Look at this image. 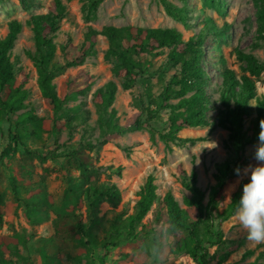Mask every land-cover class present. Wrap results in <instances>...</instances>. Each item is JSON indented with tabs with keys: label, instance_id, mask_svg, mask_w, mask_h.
Here are the masks:
<instances>
[{
	"label": "rangeland",
	"instance_id": "obj_1",
	"mask_svg": "<svg viewBox=\"0 0 264 264\" xmlns=\"http://www.w3.org/2000/svg\"><path fill=\"white\" fill-rule=\"evenodd\" d=\"M25 1L27 7L22 0H0V38L6 36L9 22L22 25L10 60L15 76L26 78L24 89L29 92L24 107L15 114L0 111V153L8 148L17 128L25 127L30 132L0 161V264L2 260L7 264H196L189 253L178 251L176 241L181 234L170 232L162 202L169 193L181 209H187L184 199L191 196L188 186L192 173L196 175V186L203 192L205 207L196 226L202 241V249L197 252L199 262L264 264V243L242 237L245 230L238 223L237 209L227 215L232 197L241 195L242 185L249 179L243 170L258 163L252 155L258 139L249 141L247 130L258 117L259 104L263 107L259 121L264 119L263 69L252 77L254 96L245 103L248 114L241 123L247 137L241 149H236L232 139L235 126L227 123L226 118L237 112L238 104L225 75H248L238 53L252 55L264 65V44L256 32L253 1L220 0L219 12L204 0H103L95 9L87 0ZM56 1L61 8L58 16L51 12ZM34 16L48 17L53 24L50 36L55 52L49 71L57 98L63 96L68 85L72 90H85L83 95L64 102L57 113L42 97L36 69L28 56L36 52L27 25ZM108 26L174 29L184 40L203 36V126L185 129L178 140L164 143L159 135L168 130L169 112L162 111L146 127H128L120 136H107L103 141L110 109L104 111L95 106L97 90L109 83L115 85L111 108L115 112L113 122L120 128L129 126L135 117L144 124L146 117L136 107L137 102L143 100L147 104L149 94L159 95L177 71L168 62V50L157 57L142 55L140 61L149 64L147 73L134 87L125 90L121 80L113 76L112 64L104 59L107 43L100 36L94 56L80 66H67L64 46L78 47L88 30L100 32ZM224 26L228 28L216 38L211 28L221 32ZM26 114L36 117V127L20 122ZM54 119L59 124L56 133L52 131ZM80 144L93 148L84 151L97 171L99 183L114 185L120 192L121 201L115 207L100 202L97 209L90 210L71 193L80 172L67 160L71 151L83 148ZM49 151L57 158L47 156ZM225 165L229 167L227 178L219 197L213 200V189L218 185L216 176ZM237 167L241 169L240 176L234 172ZM148 176L154 178L157 199L150 211L129 228L126 219L135 214L139 189ZM28 205L35 208L33 221L25 217ZM115 217L119 226L114 233L110 229ZM194 222L188 215L187 226ZM10 239L17 240L15 247H6Z\"/></svg>",
	"mask_w": 264,
	"mask_h": 264
},
{
	"label": "trees",
	"instance_id": "obj_2",
	"mask_svg": "<svg viewBox=\"0 0 264 264\" xmlns=\"http://www.w3.org/2000/svg\"><path fill=\"white\" fill-rule=\"evenodd\" d=\"M87 1L90 7L95 9L103 0ZM204 1L217 12L220 11V0ZM252 1L256 7V32L259 40L264 44V0ZM21 3L24 7H27L25 0H22ZM53 5L51 12L54 13V16H58L61 11L60 2L56 1ZM49 22L48 17L39 16L31 17L27 21V25L33 34L36 51L35 54L29 53L28 56L36 69L37 84L42 97L54 113H57L61 110V105L64 102L74 100L78 96L83 95L85 90H72L70 85H68L61 98H57L55 95L50 84L52 76L49 71V63L55 52V45L52 43L50 36L54 28L53 24ZM8 27L6 36L0 38V111L5 115H13L24 107L23 103L29 97V92L24 89L26 78L23 75L15 76L14 67L10 60L11 51L21 32L22 25L17 21H11ZM210 27H213V25L210 24ZM227 28L228 26H224L221 32L216 28H211V31L216 38H220V33H224ZM99 36L103 37L107 43L104 59L112 64V74L121 80L122 88L125 90L134 87L138 79H142L147 73L149 64L140 61L142 55L157 57L164 50H168V62L177 69L159 95L153 97L149 94L147 96V104L143 100L137 102L136 107L146 117L144 124L139 122V117H135L130 121L129 126L120 128L113 122L115 112L111 108L115 101V85L109 83L102 89L97 90L93 98L95 106L104 111L110 109L106 131L102 135L103 141H106L107 136H120L130 127H146L145 124L162 111L169 112L167 118L168 130L166 133L159 135V140L164 143L175 142L179 139V133L185 129L201 127L205 124L206 95L203 90L204 72L201 67L203 36L199 35L198 37L184 40L182 35L174 29H150L130 26L122 28L108 26L102 28L100 32L90 29L84 35L80 46L69 45L63 47V52L67 56V66H80L87 58L94 56ZM237 58L245 64L244 72H247L248 75L242 73L236 78L233 72H226L225 76L229 83L230 92L238 104L237 112L231 113L226 118V121L235 126L232 135L233 145L240 150L247 137L246 133L242 132L241 125L243 117L248 114L245 112V103L254 96L255 83L252 77H257L260 71L264 69V65L259 64L252 55L238 53ZM174 101L177 102L173 103ZM256 109L258 117L250 123V127L247 130L249 141H256L260 131L258 124L263 107L259 104ZM20 122H30L35 127L38 125V120L31 114H26ZM58 129V119H54L52 131L56 133ZM29 133L25 127L17 128L9 139L8 148L0 153V161L13 151L16 145ZM11 144H13L12 148ZM80 145L83 148L71 151L67 160V163H72L76 170L80 172V176L73 182L75 186L71 188V193L83 201L90 210L97 209L100 202H106L110 206L115 207L121 201L120 192L114 185L103 186L99 183L97 171L93 167L90 157L84 151V149L92 151L93 148L89 144ZM35 155L41 159L45 158L38 153ZM46 155L53 159L57 158L53 151L47 152ZM228 171L229 167L227 165L220 168L219 175L216 176L218 185L213 189V200L219 197V192L224 180L227 178ZM189 180L191 183L188 188L191 196L184 199V205L187 209H181L178 202L169 193L164 196L162 202L166 208L170 232L174 235L181 234L176 241L178 251H186L196 264H201L198 260L197 252L202 249V241L198 237L196 226L201 221L205 211V207L202 204L204 195L196 186L195 173L190 175ZM138 196L135 214L126 219L130 225L129 228L150 211L157 199L156 185L152 176L146 178L139 189ZM239 198V194H235L232 197L228 205V216L232 215L237 209ZM33 213H35V208L28 205L25 212V217L28 221H33ZM188 215L195 219V222L189 227L187 226ZM117 219L115 217L111 223L110 230L114 233L119 226ZM154 219L155 221L158 220L157 215L154 216ZM242 235V237H247V232H243ZM16 244V239H10L6 242V247H10V245L15 247ZM2 264H7V262L2 260Z\"/></svg>",
	"mask_w": 264,
	"mask_h": 264
},
{
	"label": "clouds",
	"instance_id": "obj_3",
	"mask_svg": "<svg viewBox=\"0 0 264 264\" xmlns=\"http://www.w3.org/2000/svg\"><path fill=\"white\" fill-rule=\"evenodd\" d=\"M258 143L253 145V158L258 162L243 170L249 177L242 185L236 217L240 226L247 232V239L257 244L264 243V119L259 121ZM241 175L239 167L234 169Z\"/></svg>",
	"mask_w": 264,
	"mask_h": 264
}]
</instances>
